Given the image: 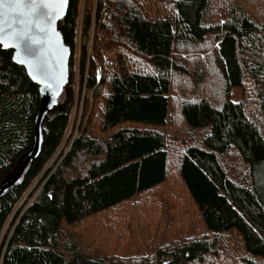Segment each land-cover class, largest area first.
Here are the masks:
<instances>
[{"label":"trees","instance_id":"1","mask_svg":"<svg viewBox=\"0 0 264 264\" xmlns=\"http://www.w3.org/2000/svg\"><path fill=\"white\" fill-rule=\"evenodd\" d=\"M215 1L69 0L57 29L71 51L76 98L47 114L39 156L0 197V264H79L66 227L149 199L170 170L189 197L180 231L192 216L200 235L129 264H227L220 251L232 234L239 264H264V0H235L222 18L211 11ZM206 55L222 82L218 105L194 93ZM176 77L190 78L194 92ZM39 104L38 86L0 47V175L13 174L32 150ZM168 124L202 136L172 150ZM230 152L245 167L241 180L223 165ZM116 258L95 264H120Z\"/></svg>","mask_w":264,"mask_h":264},{"label":"rangeland","instance_id":"2","mask_svg":"<svg viewBox=\"0 0 264 264\" xmlns=\"http://www.w3.org/2000/svg\"><path fill=\"white\" fill-rule=\"evenodd\" d=\"M234 2L235 0H216L211 6V11L215 16L222 18L224 17L223 13L225 10ZM187 58H190V55H188ZM205 60L208 62L209 66L205 69V73L202 75L198 74L199 77L202 76L199 78L202 81L199 92H197L198 90L195 92L191 90L195 88V84L190 78L176 77L175 83L179 82V84L182 85V90H189L188 92L193 91L195 95L207 97L212 103L218 105L220 99H222V82L218 72V66L213 55H206ZM76 65L77 61L75 62V66ZM73 82V85L76 87V77ZM69 85L70 82L68 81L58 98V103L61 108L69 105L72 100L74 102L76 98L75 92L74 96H71ZM84 92V95H88L86 91ZM255 94L256 91L253 90L254 97ZM230 98L232 102L240 101L242 98V90L234 88L231 91ZM175 118L178 120V115H176ZM172 129H174V126L172 125L171 127L170 124H168L164 130L166 132L170 130L166 133L168 140L167 146L169 148L176 146L189 137L192 139L197 138L196 140H198L202 136L201 131V134L199 131H190L188 128L184 127L183 124L180 127V131L173 132ZM64 144L63 140L58 151L54 155L55 157L63 150ZM172 150H174V148H172ZM54 156L52 160L49 161V164H52L53 160H55ZM222 162L231 175L236 176L237 179H243L245 167L234 152H230ZM45 168H48V165ZM170 172L171 173H168L167 181L159 188V193H154L155 189L152 191L153 193L145 197L149 199L140 200V197L135 198L133 201L115 209L106 210L99 215L84 219L82 222L72 227H66L69 236L70 232L72 233V239L77 245L81 256L78 259V263L95 264L96 258L107 256L117 257L116 259L120 261V264H129L131 260H140L142 257L155 254L157 248L169 244L172 239L180 237L188 238L194 233V236L200 235L201 231L197 228L201 227L197 226L198 221L192 216L188 220L190 225L189 229L180 231L181 219L183 218L182 213L186 211L189 204V197L183 193L182 186L179 183L176 173H172V170H170ZM11 176L12 173H2L0 175V185L7 182ZM36 183L37 181L28 189L22 200L32 190ZM141 198H144V196H141ZM22 200L20 201L21 203ZM138 201L143 205L138 204ZM155 201L160 205L161 209H157L158 207L154 206ZM186 216L188 215L186 214ZM158 218L159 221H157ZM7 227L8 223L3 229V234L7 233ZM235 238V235L232 234L228 238L229 241H224L226 251H220L224 259L226 258V252L229 253L231 261L227 262V264L241 263L239 259V250L236 249V244L234 243L236 240ZM243 256L244 255L241 254V257Z\"/></svg>","mask_w":264,"mask_h":264},{"label":"snow or ice","instance_id":"3","mask_svg":"<svg viewBox=\"0 0 264 264\" xmlns=\"http://www.w3.org/2000/svg\"><path fill=\"white\" fill-rule=\"evenodd\" d=\"M67 0H0V47H12L18 62L29 69L33 80L39 76L53 87L48 57L56 36L54 20ZM223 22V21H222ZM17 56H13L17 60ZM62 58V57H61ZM54 102V101H53Z\"/></svg>","mask_w":264,"mask_h":264},{"label":"water","instance_id":"4","mask_svg":"<svg viewBox=\"0 0 264 264\" xmlns=\"http://www.w3.org/2000/svg\"><path fill=\"white\" fill-rule=\"evenodd\" d=\"M68 2L69 0H67L66 5L61 9L60 13L57 15V18L54 20L53 23L56 36L54 38V45L51 50V54L48 57V64L49 72L51 73V75L53 77H59L58 79H52L51 82L53 84V87H48L44 82L40 80L39 76H37L36 80H33L32 77L28 74L29 69L18 62L19 59H24L25 57L23 55L17 56V51L14 48L1 47L2 50L12 51V62L17 66L23 67L30 80L38 86L40 104L35 119V136L32 150L18 164L11 178L7 182L0 185V197L5 194L9 190V188L19 182L28 165L39 156L42 146L41 123L46 118L47 114L51 112L55 107H57V105L59 104L58 98L61 95L64 87L68 83V62L71 51L70 48L65 45L62 35L57 29L59 21L62 20L66 15L68 9ZM13 56H17V60H14Z\"/></svg>","mask_w":264,"mask_h":264}]
</instances>
